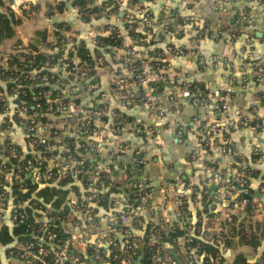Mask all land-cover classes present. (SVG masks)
<instances>
[{
    "label": "built area",
    "instance_id": "2783aa9c",
    "mask_svg": "<svg viewBox=\"0 0 264 264\" xmlns=\"http://www.w3.org/2000/svg\"><path fill=\"white\" fill-rule=\"evenodd\" d=\"M125 1H107L104 5L107 9L101 14L114 22L88 33L97 48H108L107 55L111 63L113 60L119 61L123 67L122 72L111 74L114 77L112 95L122 98L120 105H139L146 108L155 121L163 119L165 111L159 89L165 85L173 90L169 97L170 103H175L178 98L193 105L206 102L224 118L234 117L228 122L230 129L236 125L235 119L242 123L251 121L252 111L235 104L231 87L200 94L197 85L181 82L178 73L167 71L158 57L152 56L145 48L140 49L138 46L143 45L134 40L133 34H129L133 28L131 24L135 19V7H125ZM246 1L223 0L222 3L233 9L238 22L247 17L242 5ZM0 3L1 10L17 17L20 10L32 11L37 0H0ZM108 8L114 10L109 11ZM121 9L126 10L123 12ZM119 24H122V29ZM139 26L151 33L149 18H144ZM59 30L56 43L51 39H42L40 43H15L10 52L0 54V82L5 83L4 91L0 92V230L9 223L21 224L25 226V233L31 236L29 241L18 242L10 248L0 246V254L18 264H141L143 249L147 246L155 248L152 264H175L162 255L165 250L162 233L168 231L172 221L166 207L177 208L183 196L174 193L172 185L161 184L158 192L154 187L142 188L138 181L130 182V198L112 196L110 192L102 191L107 185L109 168L103 166L101 160L94 161L93 167L88 168L72 156L78 145L82 151H88L93 136L104 138L108 133H115L116 127L102 128V120L109 115L117 123L120 115L108 108L105 98H99V105L81 110L78 108L80 106L71 102L75 97L74 84L95 88V78H91L93 69L101 68L108 73L109 69L102 58L94 61L90 55L88 59L80 58L76 48L69 46L74 35L65 27ZM99 37L108 39L104 43L99 41ZM167 51L180 57L192 58L195 55L182 48L174 50L169 47ZM25 56L28 58L24 59ZM37 56L44 58L40 68L35 65ZM12 57H18L24 65L14 64ZM197 63L199 66L205 64L202 59H198ZM251 66L256 71V81L261 82L264 63L254 62ZM37 88L44 90L31 93L33 105L28 107L23 102L17 104L27 96V90ZM253 128L257 131L262 126L257 123ZM73 129L79 136V143L60 138L61 133ZM147 132L152 136L151 141L155 146H164L160 129L149 128ZM16 134L24 137L25 152L18 151L12 143ZM181 136V129H178L176 138ZM213 143L205 135L197 139L200 147H210ZM100 146V143L97 147L93 144L99 158ZM59 150L63 155L57 156ZM226 150V146L220 147L222 153H226ZM138 154L134 153L135 156ZM135 165H142V161L136 159ZM207 169L218 183V202L225 204L233 201L240 207L252 202L246 197L249 172L242 165L231 174L219 172L214 166ZM69 177L83 181L86 185L91 184L88 192L84 195L73 193L68 206L60 213L32 202L30 208L37 213L34 215L35 225L31 228L21 209L25 205V199L21 197H24L23 193L27 189L26 181L56 184ZM103 193L105 195H101ZM156 195L161 196V203L153 200ZM235 197H240V201H234ZM173 212L179 219L187 218V213L182 214L175 209ZM221 213L220 208L214 210L213 218L218 219ZM146 224L149 229L145 234L142 231L144 227L146 231ZM208 232L214 236V243L223 247L224 238L219 233L221 230ZM139 233L140 236L144 233L147 239L140 240ZM192 243L189 236L176 241L182 264H196L203 258L211 259L209 255L200 254L198 247H191ZM259 261L264 264V257Z\"/></svg>",
    "mask_w": 264,
    "mask_h": 264
},
{
    "label": "crops",
    "instance_id": "0c3cea01",
    "mask_svg": "<svg viewBox=\"0 0 264 264\" xmlns=\"http://www.w3.org/2000/svg\"><path fill=\"white\" fill-rule=\"evenodd\" d=\"M72 1L37 0V5L32 11L20 10V13H17L18 18L14 16L19 24L12 28L13 37L0 44L2 54L10 52L15 43H38L42 39H51L56 43L59 29L65 27L74 35L69 45L71 48L77 50L83 45L89 49L93 61L103 59L109 73L101 68L93 69L91 78L94 76L96 87L89 89L74 84L73 93L76 98H72L71 102L80 106L78 108L81 110L84 107L97 106L99 98H105L108 108L119 113L120 119L116 123L106 115L102 120V128L116 127L115 133H108L104 138L93 136L88 151H82L78 145L72 156L88 168L93 167L94 161L101 160L103 166L109 168L107 185L102 191L110 192L115 197L130 198V182L138 181L142 188L154 187L158 192L160 185L166 183L174 187V193L187 200V217H190L193 210L203 204V201L198 203L199 194L202 193L210 198L205 207L208 214L201 215L203 221H200L202 229L208 233L206 239L210 240L208 231L215 233L218 229L224 238L223 247L217 246L224 259L217 257L215 264H229L232 258L239 255L248 263L258 261L261 257L260 251L240 244L237 236L229 235L230 229L234 227L237 230L243 221L245 230L255 223L259 224L257 235L262 236L264 182L251 180L254 187V206L249 213L233 201L225 204L217 201L218 183L213 180L207 168L215 165L219 172L231 174L242 165L243 169L251 170L249 174L257 171L259 177L264 178V73L261 75V82H257L256 71L251 66L254 62L264 63V8L259 5L260 0H247L250 1L247 17L238 22L233 9L224 6L223 0H152L150 9L148 8L150 12L143 10V15L138 17L140 22L144 18L151 20V33L145 32L144 27L138 24L135 29L138 36L133 35L134 40L143 45L138 46L140 49L145 48L152 56L158 57L167 71L178 73L181 82L193 83L198 89L205 90L204 93L212 89L231 87L235 104L246 111H252L250 122L242 123L235 119L236 125L231 129L228 122L234 117L224 118L206 102L193 105L178 98L175 103H170L169 97L173 90L165 85H161L159 89L165 111L163 119L155 121L150 117L149 111L139 105H120L122 98L112 95L114 77L111 74L122 72L123 67L119 61L113 60L111 63L107 55L108 48H97L88 37L90 31L103 29L114 20H108L102 14H90L89 20L85 21L79 9L71 6ZM100 1L94 0V3ZM60 3L63 5L61 12L57 9ZM87 6L91 8L93 4L88 2ZM134 7L135 16L140 5ZM99 15L100 17H97ZM119 27L122 29V24H119ZM231 38L233 40L228 41ZM169 47L174 50L182 48L195 55L192 58L180 57L176 53L168 52ZM198 59H202L205 64L199 66ZM257 123L262 128L256 131L253 127ZM149 128L161 130L165 141L162 148L152 143V136L147 132ZM178 129H181L182 134L179 139L176 138ZM202 135L214 141L213 146L200 147L197 139ZM226 136H229V139H224ZM78 137L74 129L60 135L63 141L75 143H79ZM24 141L21 134H16L12 143L18 151L25 152ZM99 143L100 158L98 151L93 148V144L97 147ZM221 146L227 147L226 153L220 151ZM135 152L139 154L135 156ZM255 154L257 157L252 159ZM61 155L63 152L59 150L57 156ZM136 159L142 161V165L136 166ZM250 159L251 163L248 164ZM73 183L76 187L56 185V188L66 190L64 193L67 200L72 199V194L78 191L84 195L91 186L77 179H74ZM191 193H197L198 196L190 199ZM153 200L157 203L163 201L159 195L153 197ZM218 208L222 213L215 219L213 211ZM166 210L172 218L174 209L166 207ZM234 219L235 222L229 225ZM188 220L186 218V221ZM261 241L260 248L263 249L264 238ZM166 249L172 258L176 259L177 264L182 263L179 262L180 254L176 245H167ZM5 259L6 264H18Z\"/></svg>",
    "mask_w": 264,
    "mask_h": 264
},
{
    "label": "trees",
    "instance_id": "16d2710c",
    "mask_svg": "<svg viewBox=\"0 0 264 264\" xmlns=\"http://www.w3.org/2000/svg\"><path fill=\"white\" fill-rule=\"evenodd\" d=\"M109 1V0H101L100 3H94V0H73L71 6H75L79 9L80 11V15H82L83 19H86L85 21H88V16L91 14H101V12L104 9H107L104 7L105 3ZM88 2L91 4H93V6L91 8H89L87 6ZM150 2H152V0H126L125 1V7H134V6H138L140 5L139 9L136 11V15H135V19L132 21V29L129 31V34H133L138 36L135 33V28L137 27V25L140 23V20L138 17L143 15L144 11L143 10H147V12L149 13L150 11L148 10L149 4ZM250 1H247L244 3V7L246 9V13H248V8L247 6H249ZM96 4V5H94ZM65 5V4H64ZM259 5L262 6L264 8V0H260ZM62 4L60 3V6L57 7L58 11H62ZM123 7V5H122ZM121 7V8H122ZM35 8V7H34ZM33 8V9H34ZM32 9V10H33ZM109 11L110 10H114L112 8H108ZM123 12L126 9H121ZM53 14V13H52ZM97 17H100L97 16ZM82 19V20H83ZM19 21L14 18V16L12 14H8L5 11L1 10V3H0V44L7 40V39H11L14 35L13 32V26L14 25H18ZM106 39L108 38H104V37H99V41L101 40L102 42L106 43ZM102 44V43H101ZM102 46V45H100ZM31 48H34L33 46H31ZM77 55L80 58L83 59H88L89 58V49H87L86 47H84L83 45H81L80 48L77 49ZM28 57L25 56L24 59H27ZM12 62L14 64H22L24 65V63H21V61L19 60L18 57H12ZM41 62H44V58L42 56H37L35 58V65L39 66L38 68H40V64ZM4 87H5V83H3L2 81L0 82V92L4 91ZM7 89V88H6ZM44 90V88H37L34 90H27V96L21 100L18 101L17 104H21L22 102L24 104H26L28 107H30L31 105L34 104V102L31 101L32 98V92L33 91H42ZM200 94H205V90L203 89H199ZM34 92V93H35ZM44 105V104H42ZM224 139H229V136L224 137ZM256 155V156H255ZM253 158L257 157V154H255ZM248 161V164L251 163V160ZM87 164H90L89 162H87ZM215 169L218 171V167L215 166ZM248 172L251 171L250 169H247ZM246 170V172H247ZM253 174H249L247 175V188H248V195L246 196L250 201H252L250 204H248L247 206H243L241 208L249 211V213H251L254 203H253V197H254V190L252 188L253 185L251 183L252 179L255 180H261V182H264V178L259 177L258 172L257 171H252ZM246 174V173H245ZM74 179L73 178H68L67 180L61 182V183H56V184H52L50 182L47 181H43L41 184L40 183H36L33 181H26V185H27V189L25 191V193H23L24 198L25 199V205L21 208L22 211L26 214L28 221L27 223H30L31 228L35 225L34 223V215H36V211L33 210L32 208H30L31 203L32 202H37L39 205H44V206H48L50 207L54 213H60V211L62 212V210L64 209V207L68 206L69 201L66 198V193H64L66 190H62V189H58L56 188V185L58 187H62V186H74L73 183ZM56 188V189H55ZM78 194L82 195L79 191ZM101 195H105L104 193ZM197 193H191V195L189 196L190 199H193L195 197H197ZM234 201H240V197H237L235 199H233ZM200 201V202H199ZM203 201V204H200L201 207H197L196 209L193 210V213H191L189 216L187 217L189 220L186 221V219L183 217L182 219H179L177 217H175V214L173 213L172 215V221L171 224L169 225L168 231L166 233H162V235L164 236L163 238V242L165 244V250L163 251L162 255L164 254V256H166V258H170L171 261H174L175 264H177L176 259L174 260L172 258V255L170 254L169 250L166 249V246L169 245L174 246L176 245V241L182 239L183 237H191V239L193 240V243L190 245L191 247H198L199 248V253L201 254H206L211 256L209 258H203L200 261H198L196 264H215L217 257H219L220 259H224L223 258V254H219L220 250L218 249L217 245L214 243V236H210V240L206 237L208 235V233H205V230L202 229L201 227V215H207L208 213L206 212L205 207L207 206V204L209 203L208 201H210L209 197H205V195L199 194V199H198V203H201ZM188 202L187 200L182 197L181 198V204L179 206H177V208H174L176 211H179L180 213H187L189 211L188 209ZM39 218H41V215L38 214ZM203 215V216H204ZM234 221H230L229 225L233 224ZM254 226V227H253ZM198 227V229H197ZM238 229L236 230L234 227H232L230 230V237H238V242L244 246H250L252 247L255 251L258 250L261 253V257L259 258V260L264 257V247L263 249L260 248L261 247V240L264 238V227L262 228V236L261 235H257L260 226L259 224L255 223L252 226H249V228L247 230L244 229V225H243V221L240 222L239 227H237ZM149 227L146 224V231H145V227L143 228L142 232H145V234L148 232ZM140 237V240L145 241V239H147L144 236V233L142 236L138 235ZM261 237V238H259ZM31 238L30 234L25 233V226L21 225V224H14V223H9L6 226H3V228L0 230V246H4L7 248L13 247L16 243L18 242H25V241H29V239ZM263 244V243H262ZM227 242H226V246H227ZM155 257V248L154 247H145L143 249V259L141 261V264H152V261ZM6 257L4 256V254H0V264H6L7 260L5 259ZM255 261V263H248L247 260L242 257V256H237L232 258L231 262L229 264H262L260 261ZM179 262H182V258L180 256V260ZM182 264V263H181Z\"/></svg>",
    "mask_w": 264,
    "mask_h": 264
}]
</instances>
